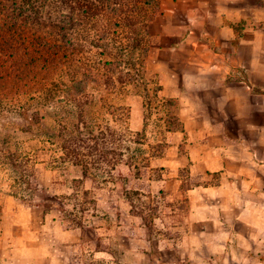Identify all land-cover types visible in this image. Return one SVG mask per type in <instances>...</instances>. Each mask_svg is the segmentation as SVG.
Masks as SVG:
<instances>
[{"label":"trees","instance_id":"trees-1","mask_svg":"<svg viewBox=\"0 0 264 264\" xmlns=\"http://www.w3.org/2000/svg\"><path fill=\"white\" fill-rule=\"evenodd\" d=\"M161 5L162 0H0V121L29 115L42 126L33 152L0 145V192L40 199L43 190L36 177L32 181L33 171L47 157L50 163L81 166L86 178L88 162L101 182L114 178L125 194L136 193L126 185L127 175L114 171L124 150L128 168L139 170L133 150H141L142 139L132 136L133 147L122 151V135L117 137L110 124L128 119L130 106L121 101L129 96L141 97L149 109L155 104L156 111L160 103L176 107L174 99L159 94L160 79L150 68ZM96 105L105 112L95 135L96 124L87 116ZM166 122L168 132L183 130L173 111ZM7 129L0 127L6 138ZM72 182L76 189L82 184L81 179ZM75 199L79 202L69 209ZM50 200L67 229L81 228L83 216L97 206L87 190ZM35 204L43 206L41 200Z\"/></svg>","mask_w":264,"mask_h":264},{"label":"rangeland","instance_id":"rangeland-1","mask_svg":"<svg viewBox=\"0 0 264 264\" xmlns=\"http://www.w3.org/2000/svg\"><path fill=\"white\" fill-rule=\"evenodd\" d=\"M164 8L165 0H162L161 13L156 18V40L151 52L150 68L158 75V83L160 79L159 94L165 99H174L176 107L160 103L157 108L159 111H156L155 104L149 109L141 97L129 96L121 101L130 106L128 119L121 122L122 125L110 124L111 130L117 132V137L122 135V151L125 145L132 146L133 143L129 141L132 136L142 139L139 145L141 150H133L139 170L128 168V154L124 150V157L114 171L127 175L129 183L126 181V185L136 193L125 194L123 186L120 187L114 178L101 182L100 178L93 175L95 171L88 162L87 168L91 174L86 178L82 177L81 166L50 163L44 157L34 167L36 171L34 169L33 172L37 176L34 175L32 179L34 181L36 177L38 187L43 190L40 199L36 195L34 200H28L21 192H0V257L5 256L7 245L15 244L23 254L19 264H54V261L55 264H64L66 258L69 264H106L104 260L95 258L96 253L100 252L113 255L115 264H124L125 253L132 252L134 248L144 257L140 264H224L225 259L228 264H238L241 257L248 258L250 264H254L252 262H255L256 257L249 256L242 247L248 246L244 237L249 236L240 237L231 218H228L229 228L222 230L220 224L211 222L210 210L202 213L194 205L197 199L205 195V187L219 184V175L196 174L188 165L165 168L156 159L164 154L171 134L175 132L166 131L168 111H173L178 117L177 100L162 93L164 67L158 62V52L162 48L159 18ZM104 112V107L96 105L88 113L87 117L96 124L95 135L99 131L98 125L102 126ZM7 116L9 114L2 117ZM6 121L8 123H0V127H8L6 134L9 139L0 134V145L19 148L21 154L33 152L39 147L38 131L42 126L33 123L29 115ZM43 122L50 123L48 118ZM23 127L30 128L25 130ZM137 132L141 135H136ZM73 179L82 180L77 189ZM187 187L191 189L187 190ZM84 190L90 191L91 197L97 199L96 211L91 210L83 216L81 228L67 229L60 223L61 213L50 196L74 192L81 195ZM36 200H41L43 206H36ZM77 202L79 200H72L68 208L72 209ZM130 203L136 206V214H132ZM224 236L227 240L221 239ZM106 239L108 245L104 244ZM140 243L144 247H140ZM218 248L224 251H216ZM233 255L237 260L232 259ZM8 257H11V251ZM259 259L263 260V257Z\"/></svg>","mask_w":264,"mask_h":264},{"label":"crops","instance_id":"crops-1","mask_svg":"<svg viewBox=\"0 0 264 264\" xmlns=\"http://www.w3.org/2000/svg\"><path fill=\"white\" fill-rule=\"evenodd\" d=\"M159 22L162 93L183 130L156 159L218 174L194 205L222 230L231 218L264 264V0H165Z\"/></svg>","mask_w":264,"mask_h":264},{"label":"clouds","instance_id":"clouds-1","mask_svg":"<svg viewBox=\"0 0 264 264\" xmlns=\"http://www.w3.org/2000/svg\"><path fill=\"white\" fill-rule=\"evenodd\" d=\"M13 121L17 118L13 117L11 118ZM0 123H8V121H0ZM135 131V129H133ZM221 239L227 240V237H221ZM104 244L108 245L109 241L106 239L104 240ZM140 247H144L142 243L139 244ZM244 247L245 251H248V248L246 245H242ZM11 251V257H8V252ZM218 252H223V248L216 249ZM23 258V254L19 251V249L16 248L15 244H9L6 247L5 250V256L0 257V264H19L20 259ZM96 259H102L106 262V264H115V257L108 252H100L96 253L95 256ZM233 260H237V257L235 255L232 256ZM144 257L143 255H140L137 249H133L132 252L125 253V259L124 264H140V261H143ZM55 264V261H54ZM64 264H69L68 259L66 258L64 261ZM224 264H228V260H224ZM238 264H250V261L246 257H241L238 260Z\"/></svg>","mask_w":264,"mask_h":264}]
</instances>
